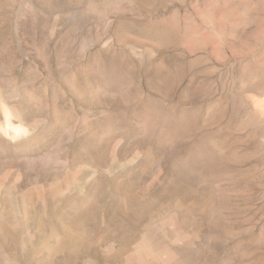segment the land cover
I'll use <instances>...</instances> for the list:
<instances>
[{
  "label": "rangeland",
  "instance_id": "1",
  "mask_svg": "<svg viewBox=\"0 0 264 264\" xmlns=\"http://www.w3.org/2000/svg\"><path fill=\"white\" fill-rule=\"evenodd\" d=\"M0 264H264V0H0Z\"/></svg>",
  "mask_w": 264,
  "mask_h": 264
}]
</instances>
